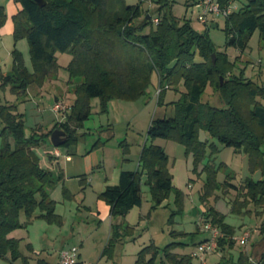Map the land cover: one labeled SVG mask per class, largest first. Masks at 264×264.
I'll list each match as a JSON object with an SVG mask.
<instances>
[{
  "label": "trees",
  "instance_id": "1",
  "mask_svg": "<svg viewBox=\"0 0 264 264\" xmlns=\"http://www.w3.org/2000/svg\"><path fill=\"white\" fill-rule=\"evenodd\" d=\"M15 1L21 8L12 17L13 36L15 40L27 39L32 70L26 67L22 53L14 48L12 69L6 74L0 73V86L9 82L10 91L17 97L23 96L32 84L41 86L54 76L58 68L57 51L70 53L72 59L66 68L75 99L64 120L53 128L67 133L65 145L72 138V124L78 125L89 116L91 98H137L145 94L156 75L161 87L159 102L166 88L182 91L177 100L170 102L173 106L170 116L150 121L149 139L165 138L183 144L186 153L193 156L194 170L205 156L208 140L199 139L200 129L224 146L242 149L248 155L251 170H261L260 179L246 178L237 187L231 183L233 177L227 175L219 184L216 171L206 164V177L200 188L199 198L206 206L202 212L203 223H212L221 233L214 252L232 247L235 227L225 221V214L209 199L216 189L231 186L237 190L234 212H242L251 202L264 208V79L257 82L232 73L227 58L215 51L207 33L193 29L189 21L179 22L169 10L159 9L152 17L140 4L129 5L123 0H44L43 6L36 0ZM229 1L237 4L235 0H218L221 6ZM2 8L1 16L5 15ZM154 18L158 19L156 24ZM225 18L228 44L242 51L255 30L264 42V0H247L243 6L237 4V9ZM213 53L217 56L214 63ZM196 56L201 59L196 61ZM208 86L218 104L204 100ZM40 129L33 127L26 134L23 113L17 112L16 104L0 103V258L11 262L22 258V264L28 263L29 255L20 249L21 238L10 235L13 230L27 226L20 221L21 214L28 221L33 217L61 220L54 211L55 200L49 194V187L57 177L41 165L37 152L43 140ZM167 158L162 146L153 142L143 145L139 167L121 170L118 183L106 186L99 193L109 205L111 218V233L101 256L112 259L118 243L132 231L124 216L133 206L141 204L143 172L153 202L159 204L174 192L176 211L182 212L183 195L173 187ZM84 179L82 175L81 180ZM36 210H40L38 214ZM201 229L202 225L197 226L191 236ZM259 236L264 240V221L259 225ZM169 246L163 248V253L170 264H190L195 256V251L171 252ZM26 248L31 252L30 243H26ZM160 250L150 242L137 252L134 264H155ZM218 264H264V251L258 258H251L245 251H240L236 260L221 256Z\"/></svg>",
  "mask_w": 264,
  "mask_h": 264
},
{
  "label": "rangeland",
  "instance_id": "2",
  "mask_svg": "<svg viewBox=\"0 0 264 264\" xmlns=\"http://www.w3.org/2000/svg\"><path fill=\"white\" fill-rule=\"evenodd\" d=\"M123 1L129 5L140 4L141 8L152 17L157 15L160 9L162 12L169 10L179 22L189 21L193 29L207 33L215 51L227 58L229 70L232 73L253 78L257 82L264 79V42L260 40L257 30L249 36L246 47L240 51L227 43L224 16H216L208 24L198 20L201 11L200 0ZM235 1L240 6L247 2V0ZM163 3L166 5L162 6ZM0 5L5 14L0 15V27H2L8 20V23H12L11 9L15 6L20 9V4L15 0H0ZM212 24L216 26L212 27ZM14 48L22 53L26 67L32 70L27 39L22 37L15 40L13 33L4 28L0 32V73L6 74L12 69ZM55 55L58 68L54 76L47 78L41 86L36 84L29 86L27 93L16 103H19L18 110L23 113L26 134L40 123L42 125L40 133L43 134L40 146H50L47 152L53 149L59 150L61 172L56 173L53 169L57 179L49 187L50 197L57 184L64 183L63 186L66 189L68 186L71 191L65 201H55L54 211L56 214H61L60 221H48L41 217H33L28 221L27 217L21 214L20 221L26 222L27 226L15 229L12 235L21 238L20 249L24 254L29 255L27 264H58L59 250L72 245L78 247L85 264H101L107 260L106 256L101 257L107 240L104 237L105 227L103 225L99 227L96 216L90 214L81 203L86 188V204L94 207L97 197L91 188L85 185L81 177L85 175L86 178H91L93 171L98 172L100 168L103 173H109L114 168L136 169L143 145L151 142L158 145L164 144L166 148L167 168L172 177L173 187L181 191L183 195V210L181 213L176 211L178 206L175 203L174 192H171L159 204L153 202L150 188L145 182L146 174L143 172L140 182L141 204L133 206L124 216L125 223L133 229L116 246L113 263L116 259H120L123 264H134L137 252L150 242L161 248L155 264H160L161 261L164 262L163 264H170L163 253V248L167 244H170L171 252L175 253L188 254L197 251L196 243L208 234L202 229L193 237L190 234L205 221L202 212L205 211L206 206L199 198L200 188L206 177L205 165H211L216 171V181L219 184L226 179L227 175H230L233 177L231 183L237 187L246 178L260 179L261 170L259 168L251 170L248 155L242 149L224 146L203 129L199 130L198 136L201 140L208 139L206 151L195 170L193 156L186 153L183 144L165 138H156L154 141L149 139L147 129L150 121L153 118L170 116L173 113L170 102L177 100L182 91V89L176 91L173 88H166L162 101L159 102L156 75L152 77L145 94L137 98L110 97L105 100L91 98L90 114L80 124H72V138L69 144L54 146L50 140L54 125L62 122L75 99L73 85L68 81L69 72L66 68L72 55L66 51H57ZM216 57L215 54V60ZM200 59L196 56L195 60ZM10 88L11 85L6 81L0 86V102L16 100L17 95L12 93ZM204 93L205 101L218 104L210 86ZM56 102H61L66 106V110L54 111L53 106ZM49 155L52 154L49 153ZM69 159L72 160L68 161ZM236 193L235 188L225 186L216 189L210 196L209 202L225 213L226 222L235 227L233 236L235 243L232 247L205 254L203 257L206 264H218L221 256L236 260L240 251L249 253L251 258H258L264 251V240H261L259 236V225L261 221H264V208L257 207L251 202L242 208V212H234L232 207ZM194 208L197 209L195 216ZM39 211L36 210L35 213L38 214ZM247 230L251 235L245 244H241L237 239ZM178 242H184V244ZM26 243H30L31 252L27 250ZM108 260L110 263L113 261ZM0 264H22V258L15 262L0 258ZM190 264H201V261L194 256Z\"/></svg>",
  "mask_w": 264,
  "mask_h": 264
},
{
  "label": "crops",
  "instance_id": "3",
  "mask_svg": "<svg viewBox=\"0 0 264 264\" xmlns=\"http://www.w3.org/2000/svg\"><path fill=\"white\" fill-rule=\"evenodd\" d=\"M18 8H19L18 6L12 7V9H11V11H12V14L11 15L12 16L16 12H18L20 10ZM8 22H9V20L2 27H0V32L3 31L4 28H7L9 30V32H12L13 33V20H12V23H8ZM26 93H27V91H26ZM20 98H21V96L20 97H17L16 100H14L12 102H10L8 100H5L6 101L5 103H15L16 104V108H17V112L21 113L18 110L19 103H16L17 101L20 100ZM56 99H57V97H56ZM0 103H2V102H0ZM64 118H63V120H64ZM37 127H40L41 128L42 125L39 123V124H37ZM159 145L162 146L164 148L165 152H166V148H165L164 144H160L159 143ZM50 148H51L50 146L49 147L48 146H44V147L43 146H39V148H37V152H38V155L40 157V163H41V165L43 167H45L47 169H50L52 172H53V169H54V171L56 173H60L61 172V164H60V161H59L58 157L49 155V152H47V151H49ZM45 158H47L48 160H46ZM69 158H70V156H69ZM71 160L72 159H69L68 161H71ZM137 167H139V164H138ZM137 167H136V169H137ZM100 170H101V168H100ZM100 170L98 172L93 171V175H92L91 178L90 177H87V178L85 177V179L83 180L85 182V185H88V187L91 188V190L94 192V195L97 197V199L95 201V204H94V207H92L91 204H86L85 203V198H86V194L85 193L87 192V188L84 190V196H83V198L81 200L82 201L81 203L84 204V206H85L84 208L88 212H90V214L92 213L94 217L96 216L95 218L99 221V223H98L99 227L102 226V225H103V227H105L104 237L108 240V238L110 236V233H111V228H110V225H111L110 209H109V205L106 203V201H104V199H102L101 197H99V193L102 190H104V188L106 186H108V185H115V184L118 183L119 172L121 170H135V169L114 168L109 173L108 172H104L103 173ZM63 185H64V183L63 184H57L55 186V188L52 191V196H51L53 200H55V201H62V202L66 200V196L68 194H70V191L71 190H69L70 188H68V186H67V189H66ZM75 189H77V188H75ZM73 191H76L77 192L79 190H73ZM58 215H61V214H58ZM107 229H109V232H107ZM13 231L10 233V235H12ZM12 236H14V235H12ZM107 240H106V242H107ZM79 257H80L79 258L80 262L82 264H84L83 263L84 261L81 258L82 256H81L80 251H79ZM101 257H103V256H101ZM113 257H114V255H113ZM111 260H113V261H111L112 263H110L109 260H108V258H107V260H105L101 264H123L122 260H120V259H116V262L115 263H113L114 262V258H112Z\"/></svg>",
  "mask_w": 264,
  "mask_h": 264
},
{
  "label": "built area",
  "instance_id": "4",
  "mask_svg": "<svg viewBox=\"0 0 264 264\" xmlns=\"http://www.w3.org/2000/svg\"><path fill=\"white\" fill-rule=\"evenodd\" d=\"M201 11L198 15V20L201 23L208 24L212 22V20L216 16H224L226 17L230 12L237 9V4L234 1H229L224 6H221L218 0H200ZM153 22L156 24L158 22L157 18L153 19ZM161 90V87H158L157 93ZM66 106H64L61 102H56L53 106L54 111L66 110ZM55 157L59 156V150L53 149L49 152ZM202 229L207 231L210 235L209 238L202 241L197 245V251L194 252L195 256H197L201 264L205 263V258L203 257L205 254L212 253L217 248V237L221 235L219 228L214 226L210 222H205L202 224ZM250 231H244L240 238L237 240L241 244H245L248 238L250 237ZM79 249L76 245L63 247L59 251V260L58 264H80L79 260ZM82 264V263H81ZM85 264V263H84Z\"/></svg>",
  "mask_w": 264,
  "mask_h": 264
},
{
  "label": "water",
  "instance_id": "5",
  "mask_svg": "<svg viewBox=\"0 0 264 264\" xmlns=\"http://www.w3.org/2000/svg\"><path fill=\"white\" fill-rule=\"evenodd\" d=\"M37 3L40 5V6H43L44 5V0H36ZM146 17L148 18L149 15H146ZM212 27H215L216 25L215 24H212L211 25ZM212 61L213 63L215 62V53L212 54ZM222 76H220V81L222 82ZM50 140L52 142V144L54 146H59V145H62L66 142L67 140V133L63 130V129H59V128H56L54 129L52 132H51V135H50ZM193 215L195 216L196 213H197V209L194 208L193 209Z\"/></svg>",
  "mask_w": 264,
  "mask_h": 264
}]
</instances>
